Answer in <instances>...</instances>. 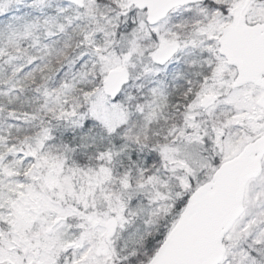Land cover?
Instances as JSON below:
<instances>
[{"label": "snow or ice", "instance_id": "snow-or-ice-1", "mask_svg": "<svg viewBox=\"0 0 264 264\" xmlns=\"http://www.w3.org/2000/svg\"><path fill=\"white\" fill-rule=\"evenodd\" d=\"M0 264H264V0H0Z\"/></svg>", "mask_w": 264, "mask_h": 264}]
</instances>
